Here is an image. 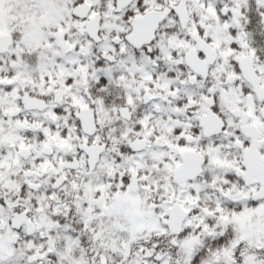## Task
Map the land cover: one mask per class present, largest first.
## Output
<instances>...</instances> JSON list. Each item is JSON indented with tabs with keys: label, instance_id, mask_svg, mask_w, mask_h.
I'll return each mask as SVG.
<instances>
[{
	"label": "snow or ice",
	"instance_id": "obj_1",
	"mask_svg": "<svg viewBox=\"0 0 264 264\" xmlns=\"http://www.w3.org/2000/svg\"><path fill=\"white\" fill-rule=\"evenodd\" d=\"M0 264H264V0H0Z\"/></svg>",
	"mask_w": 264,
	"mask_h": 264
}]
</instances>
